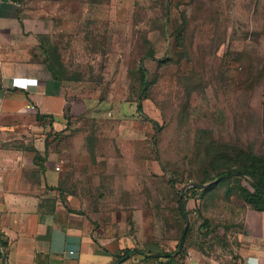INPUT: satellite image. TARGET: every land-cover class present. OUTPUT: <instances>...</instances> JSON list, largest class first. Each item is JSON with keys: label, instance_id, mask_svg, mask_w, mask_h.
I'll list each match as a JSON object with an SVG mask.
<instances>
[{"label": "rangeland", "instance_id": "obj_1", "mask_svg": "<svg viewBox=\"0 0 264 264\" xmlns=\"http://www.w3.org/2000/svg\"><path fill=\"white\" fill-rule=\"evenodd\" d=\"M20 1L25 61L47 73L45 50L59 60L69 123L36 122L34 109L8 134L47 138L63 196L99 228L128 227L146 253L130 264H246L264 212L240 195L252 179L217 178L215 160L236 157L222 146L264 155V0Z\"/></svg>", "mask_w": 264, "mask_h": 264}, {"label": "crops", "instance_id": "obj_2", "mask_svg": "<svg viewBox=\"0 0 264 264\" xmlns=\"http://www.w3.org/2000/svg\"><path fill=\"white\" fill-rule=\"evenodd\" d=\"M23 3L0 0V264H130L134 255H124L133 251L136 240L127 236L128 227L99 228L81 212L74 195L63 196L62 173L55 169L63 156L47 153V138L8 134L15 122L32 112L31 106L36 113L53 115V122L69 123L59 117L67 106L63 84L47 67L49 74L40 68L39 61H25L33 47L27 48L23 38ZM75 105L73 114L81 115V107ZM258 236L260 240L243 239L246 264H264V232ZM149 247L150 254H163L158 245Z\"/></svg>", "mask_w": 264, "mask_h": 264}, {"label": "trees", "instance_id": "obj_3", "mask_svg": "<svg viewBox=\"0 0 264 264\" xmlns=\"http://www.w3.org/2000/svg\"><path fill=\"white\" fill-rule=\"evenodd\" d=\"M45 50V49H44ZM45 53L48 56V59L45 61V65L48 68V70L51 72L52 77L56 81H63L67 78H65L63 75V67L60 65L59 60H56L54 57L53 52H48L45 50ZM150 57L153 58V55ZM141 72V85L142 88L147 90V72L144 70L143 67L140 68ZM69 80H76L75 78H68ZM144 90V91H145ZM141 110V108H140ZM68 112L70 111V108L67 110ZM36 120L39 122H43L46 120V118L50 119V122H53V115H44L40 114L39 112L36 113ZM222 149L229 154H235L236 157H231L228 156V159L226 158H221L222 154H219L220 156L215 160L218 163H221L220 166H222L223 172L219 173L217 175V178L222 179L224 177L226 178H231L232 175L236 176H247L248 178L252 179L251 187L252 189L245 188L243 186H239V190L241 191L240 195L243 198V200L250 205L251 209L254 211L258 212H264V155H259L255 152V150L250 149V150H242L240 147H232L227 150L226 147L222 146ZM218 153L219 151L216 150ZM220 153V152H219ZM38 159L42 158L38 157ZM234 167L235 169H233ZM236 174H232V173ZM211 189V187H208L207 189H203L204 191L208 192ZM202 190V191H203ZM183 206H185L183 204ZM189 231H185L181 238V244L183 245L185 243V240L187 238ZM179 245H177L176 252L180 251L178 253L179 256H182L183 254L185 255V250L184 248H181L179 250ZM132 253H136L135 251L128 250L125 252L124 256L132 255ZM174 254H170L169 258L174 259ZM182 254V255H181ZM162 254H157L154 255V258L162 259L163 256ZM131 257V256H130ZM168 257V256H167ZM173 261V260H172ZM177 261V259H176ZM171 263V262H170Z\"/></svg>", "mask_w": 264, "mask_h": 264}, {"label": "built area", "instance_id": "obj_4", "mask_svg": "<svg viewBox=\"0 0 264 264\" xmlns=\"http://www.w3.org/2000/svg\"><path fill=\"white\" fill-rule=\"evenodd\" d=\"M7 1L11 2V0H7ZM30 108H31L32 111L35 109L34 106H31ZM69 108H71V107H69ZM66 110H68V108ZM77 116H79V115H77ZM59 170H60V167L57 166L56 167V171H59ZM0 181H1V179H0Z\"/></svg>", "mask_w": 264, "mask_h": 264}, {"label": "water", "instance_id": "obj_5", "mask_svg": "<svg viewBox=\"0 0 264 264\" xmlns=\"http://www.w3.org/2000/svg\"><path fill=\"white\" fill-rule=\"evenodd\" d=\"M211 184H208V186H210ZM181 200H182V198H181ZM182 212H183V216H184V218H185V220H186V222H187V217H186V215H185V212H184V209H183V207H182ZM187 228H188V223H187ZM187 228H186V231H187ZM180 248H181V246H180Z\"/></svg>", "mask_w": 264, "mask_h": 264}]
</instances>
